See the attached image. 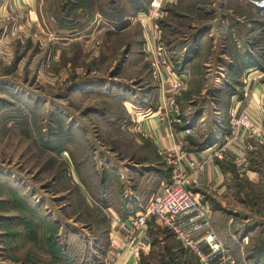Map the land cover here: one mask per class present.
I'll return each mask as SVG.
<instances>
[{
  "label": "rangeland",
  "instance_id": "rangeland-1",
  "mask_svg": "<svg viewBox=\"0 0 264 264\" xmlns=\"http://www.w3.org/2000/svg\"><path fill=\"white\" fill-rule=\"evenodd\" d=\"M251 1L163 0L151 40L150 0H0V264H101L109 233L103 208L110 199L102 170L124 161L142 100L155 109L161 90L150 45L165 48L175 73L185 65L188 56L179 50L194 28L234 24L239 37L247 29L252 36L241 44H253L237 49L233 43L224 53L250 60L263 85L264 13ZM229 10L234 18H226ZM202 37L207 47L192 62L189 87L175 98L174 125L194 130L183 146L190 150L211 143V128L232 139L230 116L238 115L221 93L237 83L202 84L203 65L223 51L221 39L214 48ZM159 73L164 81L166 70ZM244 80L238 101L248 93ZM262 119L256 134L239 131L247 139L246 159L239 168L226 165V193L214 200L216 216L231 222L225 236L233 241V264H264ZM164 169L170 180L171 165ZM151 235L152 246L137 264H199L167 230Z\"/></svg>",
  "mask_w": 264,
  "mask_h": 264
},
{
  "label": "crops",
  "instance_id": "crops-1",
  "mask_svg": "<svg viewBox=\"0 0 264 264\" xmlns=\"http://www.w3.org/2000/svg\"><path fill=\"white\" fill-rule=\"evenodd\" d=\"M250 7L254 8L258 14L263 12L254 5ZM233 13L234 10H229V13L225 14L226 18L228 19L229 15L234 18L235 15H232ZM217 14L219 18H222L223 14ZM217 26L218 27L215 26L210 29L207 26H197L193 29V35L185 36V42L182 45V49L179 50V54L181 55L184 52L188 57L184 54L186 57L185 65L178 70L179 72H173V76L179 78L183 82V88L187 89V87H189V79L191 80V78H193V73L190 72L192 68L191 65H193L192 62L197 54L204 53L207 47L205 45L206 39L202 36L204 35V37L206 36L210 38L211 41H214L213 43L215 44L212 46L214 48L218 47L216 43L221 39L223 45H221L220 48H222L223 51L221 54L217 55L214 64H211L208 60L207 64L203 65L205 75L202 84L215 83L218 85L221 83V85H223L224 83L228 88L230 86V81L237 83L235 85L233 84L232 92L228 93L227 89L221 92L226 101L225 103L231 105L230 111L232 110V112L240 114L242 111H245L248 113L249 118L255 122L258 131L260 129L259 126L263 123L262 118L264 116V84L259 85L258 82H256L257 76L255 77L250 60H242V56L239 52H236L232 55L234 61L231 55L229 56L227 53H224V50L227 51L229 46L233 43L237 45V49L249 48L253 42L248 41V44L245 45L244 43L241 44V39L244 38L242 39L244 41L249 40L252 36L247 29L245 32L243 31V37H239V29H237L234 24L230 27L228 24L224 26L223 23ZM208 31L211 32L208 34ZM152 34L151 30V40ZM262 34L264 39V27L262 29ZM154 45L156 44L153 42V46ZM211 51H213V49H211ZM246 76L249 83H245V90L248 93H246L247 96L245 100L238 101L237 86H239V84L241 85V81L244 80ZM159 87L162 89L161 86ZM190 94V97L194 96L192 93ZM203 94L204 90L198 93L200 96ZM142 101L147 105L142 102L143 107H139L140 111L138 110L139 112H137L139 116H141L139 118V125L133 124L131 127H134V129H128L131 142L126 146L127 151L124 161L117 164L116 162H112L118 170L115 167L113 170L107 167L102 170L105 176L104 178L107 180L102 181V184L106 182L104 187H107L108 195L110 196L109 202L105 208H103L109 225L106 249L109 244V235L111 233L115 234L117 239H122L125 235V231L117 226L118 221L122 220L128 224V219L138 213L148 199L158 191L160 185L169 182V177H167L166 170L164 169L165 162H167L169 158L178 157V151L181 149L183 153H185L181 159L182 169L189 172L197 181L196 185L191 187V192L200 200L208 203L210 213L207 217L208 219H199L192 211H188L176 217V224L184 233L189 234L195 240L200 250L210 255V260L216 261L221 256L232 260L234 255H232L229 250L228 242L233 241H227V236H225L227 235V230L231 222L220 216H216L218 210L214 207V200L217 197L221 198L226 193V179L229 176L226 165L234 164L236 168H239V165L241 166L246 159L247 152L245 141H247V139L245 135L241 133L239 135L237 134L236 137L232 139H228L224 130L211 128L210 133L212 134L210 136H212L213 139L210 138L211 143L209 145L199 150L185 149L183 146L185 143L187 144V138L190 137L194 131L191 126L185 124L177 127L174 125L175 121L173 120L172 128H170L167 122L165 123L157 120L156 103L154 104L156 108L153 109L152 104L147 103L148 101H146V99ZM143 114L149 115L143 117ZM225 138L227 139L224 140ZM216 149L220 150L221 158L217 157L216 160L207 163L203 171L194 173L188 169V161H200V159H205L211 150L215 151ZM109 166L111 167L110 164ZM220 227L225 228L224 231H219ZM156 228L159 227L153 222L148 224L145 245L144 248L140 250V258L141 255L152 246V242L150 243V235ZM210 234L215 235L217 242L221 244V251L218 252V254H210L204 241V238ZM96 247L93 249V253L99 252L98 247ZM102 253L100 252L101 258L105 255V252Z\"/></svg>",
  "mask_w": 264,
  "mask_h": 264
},
{
  "label": "built area",
  "instance_id": "built-area-1",
  "mask_svg": "<svg viewBox=\"0 0 264 264\" xmlns=\"http://www.w3.org/2000/svg\"><path fill=\"white\" fill-rule=\"evenodd\" d=\"M163 0H150L148 7V17L155 34L159 30L155 23L158 18L160 5ZM252 5L264 12V0H253ZM145 32L148 30L147 22L141 23ZM152 34V39H153ZM151 50V66L154 78L157 79L162 87L158 96L157 120L167 122L172 128L173 120L178 116L179 110L175 104L176 96L182 92L183 82L173 76V72L168 69L166 60V50L161 46L150 45ZM166 70L165 80L162 81L159 71ZM160 75V76H159ZM149 115V114H148ZM143 114V117L148 116ZM230 136L236 137L240 130H245L251 134L257 133V128L248 114L241 112L237 116L234 113L230 116ZM180 149V148H179ZM179 156L169 158L167 163L171 165L170 180L167 184H161L158 191L140 208L138 213L128 219V224L122 220L118 221V227L125 231L122 239H117L113 233L109 235V244L102 257L101 264H137L140 259V250L144 248L147 228L149 223H154L159 228H163L170 232L176 240H178L185 251H188L199 264H215L210 260V255L200 250L195 240L176 224V217L185 212L192 211L199 219H208L210 213L208 203L200 200L191 192V187L196 185L197 181L191 174L182 169V161L184 154L180 149ZM221 158L219 149L210 151L205 159L200 161L190 160L187 163L188 169L194 173H200L204 170L207 163ZM210 254H218L221 250V244L217 242L215 235L210 234L204 238ZM219 260L225 264H233L224 256ZM225 261H228L227 263Z\"/></svg>",
  "mask_w": 264,
  "mask_h": 264
}]
</instances>
